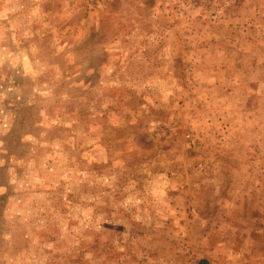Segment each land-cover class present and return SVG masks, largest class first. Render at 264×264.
Returning <instances> with one entry per match:
<instances>
[{
	"label": "rangeland",
	"instance_id": "rangeland-1",
	"mask_svg": "<svg viewBox=\"0 0 264 264\" xmlns=\"http://www.w3.org/2000/svg\"><path fill=\"white\" fill-rule=\"evenodd\" d=\"M204 263L264 264V0H0V264Z\"/></svg>",
	"mask_w": 264,
	"mask_h": 264
},
{
	"label": "trees",
	"instance_id": "trees-1",
	"mask_svg": "<svg viewBox=\"0 0 264 264\" xmlns=\"http://www.w3.org/2000/svg\"><path fill=\"white\" fill-rule=\"evenodd\" d=\"M204 262H206V261H204ZM205 264V263H204Z\"/></svg>",
	"mask_w": 264,
	"mask_h": 264
}]
</instances>
